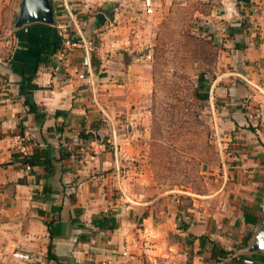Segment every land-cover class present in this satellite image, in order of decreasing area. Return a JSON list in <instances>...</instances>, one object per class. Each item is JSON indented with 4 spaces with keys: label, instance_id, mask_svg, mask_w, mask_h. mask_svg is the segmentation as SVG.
Masks as SVG:
<instances>
[{
    "label": "crops",
    "instance_id": "obj_1",
    "mask_svg": "<svg viewBox=\"0 0 264 264\" xmlns=\"http://www.w3.org/2000/svg\"><path fill=\"white\" fill-rule=\"evenodd\" d=\"M217 1L213 27L233 42L238 68L227 87L213 85L212 95H233L246 111L222 124L228 132L219 141L232 150L180 209L164 192L153 195L146 172L124 168L129 139L115 113L126 107L114 80L135 77L136 63L115 53L117 12L82 14V0H54L59 24L13 28L19 0H0V135H24L28 152L48 147L52 158L60 148L74 149L54 160L51 173L32 174L12 161L13 151L0 155V264H248L239 256L252 253L244 247L264 222V0ZM106 19L112 27L90 44L84 35ZM73 37L83 43L68 45ZM96 123V138L84 142L80 132ZM100 134H108L105 141ZM101 212L114 214L118 227L79 241ZM52 218L60 222L51 248L58 260L46 256ZM182 221L186 229L178 227ZM212 243L229 255L212 258Z\"/></svg>",
    "mask_w": 264,
    "mask_h": 264
},
{
    "label": "rangeland",
    "instance_id": "obj_2",
    "mask_svg": "<svg viewBox=\"0 0 264 264\" xmlns=\"http://www.w3.org/2000/svg\"><path fill=\"white\" fill-rule=\"evenodd\" d=\"M217 3L104 0L82 13L117 12L116 33L110 34L123 40L118 41L122 46H116L115 53L121 58L128 53L136 63L135 77L126 82L114 80L126 107L115 113L119 133L129 139L130 155L124 168L146 172L153 195L164 192L182 208L208 185L207 170L218 166L228 149L219 141L228 132L222 124L246 111L247 104L233 95H212L213 85L219 80L227 87L238 68L233 42L213 27L216 19L210 14L217 12ZM111 27L106 19L101 30L84 36L95 45ZM221 74H231V79L220 80ZM200 76L202 86L198 85ZM197 92H208V99L197 97Z\"/></svg>",
    "mask_w": 264,
    "mask_h": 264
},
{
    "label": "trees",
    "instance_id": "obj_3",
    "mask_svg": "<svg viewBox=\"0 0 264 264\" xmlns=\"http://www.w3.org/2000/svg\"><path fill=\"white\" fill-rule=\"evenodd\" d=\"M105 12H107V10H105ZM72 39L75 40L74 37ZM202 83H203V79L202 76H200L198 78V85L202 86L203 85ZM196 95L197 97L208 99V92H203V93L197 92ZM99 128H100V124L96 123L93 125V128H91L90 131L85 132L84 130H82L79 135L82 137L84 142H87L89 139L96 138L93 130L100 131ZM100 136L103 141H105V139L107 138V134H103V135L100 134ZM73 150L74 149L69 150L65 147L60 148L59 156L57 158H52V156L49 155L48 147L45 148L40 146H34L29 152L27 151L26 154H23L21 156H14L12 161H14V163H17L20 166H24L26 164L29 165L30 166L29 172H32V174L35 173L34 172L35 168H42L44 171H46V173H51V171L53 170L54 160L61 161L63 159L69 158ZM19 181L22 182V180ZM42 189L44 192L49 191V188L47 186L46 187L43 186ZM178 207L180 209L182 208L179 205ZM58 224L60 225V222L57 218H52L51 220L46 221V225L48 227V233H49V243H48V250L46 255L48 259L58 260V257L51 251V248L53 246L52 237L56 233L54 228H57ZM78 225L85 227V225L80 222H78ZM90 225L91 226L88 228L87 231H83L79 234L78 236L79 241L87 239L90 234H94L99 230H114L115 228L118 227L119 222L117 221V218L114 214L101 212L97 216L92 217L90 221ZM178 227L181 229H186V224L182 221L180 222ZM191 238L194 239L196 237L191 235ZM199 239L200 241L203 242V236H199ZM246 241L247 240L244 241V244L246 243ZM202 242L200 244H202ZM230 251L231 250H226L218 247L216 243H212L211 257L212 258L215 257L216 254H219L222 257H227ZM239 258L242 261L243 260L248 261V264H264V251L241 254Z\"/></svg>",
    "mask_w": 264,
    "mask_h": 264
},
{
    "label": "water",
    "instance_id": "obj_4",
    "mask_svg": "<svg viewBox=\"0 0 264 264\" xmlns=\"http://www.w3.org/2000/svg\"><path fill=\"white\" fill-rule=\"evenodd\" d=\"M35 22L49 25L59 24L54 0H19L12 27L19 28ZM244 250L246 252L264 250V222L254 230Z\"/></svg>",
    "mask_w": 264,
    "mask_h": 264
},
{
    "label": "built area",
    "instance_id": "obj_5",
    "mask_svg": "<svg viewBox=\"0 0 264 264\" xmlns=\"http://www.w3.org/2000/svg\"><path fill=\"white\" fill-rule=\"evenodd\" d=\"M82 3L85 9H90L94 7L95 5H99L101 3V0H82ZM80 42L83 43V39L66 41L68 45H73V46H77ZM90 64H91L90 58L87 54H85L82 58V65L85 67H89ZM27 141H28V138L24 135H19V134L18 135L16 134L15 135H0V155L5 152H9V151H13V154H15L16 156H21L23 154H26ZM23 167L27 171L30 170V166L27 164L24 165ZM150 264H155V263H150Z\"/></svg>",
    "mask_w": 264,
    "mask_h": 264
},
{
    "label": "flooded vegetation",
    "instance_id": "obj_6",
    "mask_svg": "<svg viewBox=\"0 0 264 264\" xmlns=\"http://www.w3.org/2000/svg\"><path fill=\"white\" fill-rule=\"evenodd\" d=\"M107 13H108V15H109V14H111V13H110V12H108V11H107Z\"/></svg>",
    "mask_w": 264,
    "mask_h": 264
}]
</instances>
